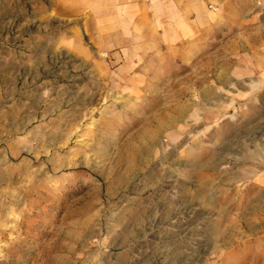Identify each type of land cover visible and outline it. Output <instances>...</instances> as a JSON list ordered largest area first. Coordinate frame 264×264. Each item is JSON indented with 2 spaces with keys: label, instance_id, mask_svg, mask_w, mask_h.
Returning <instances> with one entry per match:
<instances>
[{
  "label": "rangeland",
  "instance_id": "obj_1",
  "mask_svg": "<svg viewBox=\"0 0 264 264\" xmlns=\"http://www.w3.org/2000/svg\"><path fill=\"white\" fill-rule=\"evenodd\" d=\"M81 32L0 0V264H264V92L145 89Z\"/></svg>",
  "mask_w": 264,
  "mask_h": 264
},
{
  "label": "crops",
  "instance_id": "obj_2",
  "mask_svg": "<svg viewBox=\"0 0 264 264\" xmlns=\"http://www.w3.org/2000/svg\"><path fill=\"white\" fill-rule=\"evenodd\" d=\"M53 4L81 26V35L93 50L122 57L125 71L142 75V88L158 87L157 77L185 65L202 75L196 88L205 104H212L214 90L233 85L237 103L243 105L255 104L264 92V0H53Z\"/></svg>",
  "mask_w": 264,
  "mask_h": 264
}]
</instances>
